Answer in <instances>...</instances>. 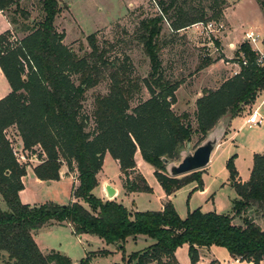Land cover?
<instances>
[{
    "label": "trees",
    "instance_id": "trees-1",
    "mask_svg": "<svg viewBox=\"0 0 264 264\" xmlns=\"http://www.w3.org/2000/svg\"><path fill=\"white\" fill-rule=\"evenodd\" d=\"M28 2L0 0V13L12 28V33L0 35V70L11 90L0 100V198L5 205L0 208V261L5 257L4 264H73L57 252L43 254L33 240V233L55 224L69 227L74 236L97 237L119 250L127 239L143 236L154 241L129 255L127 264H175L174 253L184 245L190 264L197 263L198 248L212 246L225 249L240 262H264V230L253 219L255 215L264 219V151L253 156L245 183L236 181L234 156L228 159L226 169L236 194L231 216L196 209L180 219L169 201L161 211L131 213L121 204L102 201L92 194L105 153L127 176L136 169L138 152L153 168L154 178L167 196L193 182L196 187L192 192L202 189V170L173 178L167 166L179 160L194 134L204 140L221 121L243 114L264 94V57L247 42L241 43L237 51L241 58L235 60L238 73L217 89L202 92L195 102L196 126L192 129L188 114L177 115L172 109L181 83L163 75L159 53L172 37L192 26L205 27L209 35L223 29L228 1L213 0V12L207 17L192 0H149L156 13L140 22L138 40L150 71L140 82L124 62L106 56L112 46L100 48L97 34L86 37L90 52L81 58L63 45L64 34L54 25L61 12L60 0H38L40 22L31 19L23 7ZM258 3L264 11V1ZM208 24L215 29L208 30ZM164 26L172 39L160 44ZM16 33L26 35L13 47ZM210 44L219 50L218 40L213 43L210 39ZM212 63L205 58L197 71ZM103 80L109 82L108 92L95 97L92 115L88 116L82 108L85 93ZM143 88L149 98L131 107ZM90 121L92 131L88 130ZM12 127L21 150L31 152L38 147V157H45L33 168L38 180L58 181L63 162L76 171L78 185L72 188L69 204L21 203L19 192L26 169L17 162L6 136ZM135 179L126 185L128 193L151 191L141 175ZM108 253L102 251L103 255ZM93 255L88 253L78 264H90Z\"/></svg>",
    "mask_w": 264,
    "mask_h": 264
},
{
    "label": "rangeland",
    "instance_id": "rangeland-1",
    "mask_svg": "<svg viewBox=\"0 0 264 264\" xmlns=\"http://www.w3.org/2000/svg\"><path fill=\"white\" fill-rule=\"evenodd\" d=\"M251 1L254 2L253 0ZM212 2L213 0H192L194 5L202 8L207 17L213 12L210 9L213 6ZM228 2L230 7L227 12V21L234 28L242 20L243 13L252 8V3H246L243 0H228ZM129 3L139 4L130 8V10H126ZM23 7L30 13L31 19L36 20V22L42 20L38 0H29ZM60 7L61 12L55 18L54 22L55 29L58 33L64 34L63 45L70 48L76 56L81 58L90 52L86 37L91 34H97V44L100 48L108 50V47L112 46L106 55L107 57L124 62L130 68L132 77L136 78L139 82L147 77L150 71V65L148 58L143 52L142 45L138 40V30L142 20L156 13L149 0H60ZM212 29H215V27H212ZM224 31L225 28L220 30L216 29L212 35H209L205 27L200 25L192 26L172 37L173 41L167 46H162L159 53L163 75L172 82L177 81L181 83L179 89L176 91V103L172 106V109L177 115L188 114L192 129L196 126L194 120L195 100L201 97L204 90L216 89V86L226 77L227 68L232 67L231 64L232 62H236L237 56L241 58L239 53H234L230 56V59L222 58V61H220V51L215 50L213 44L207 45L210 39L214 43L215 39L218 40L220 36H223L222 32ZM239 32L235 31L237 34ZM169 34L167 27L164 26L160 37V44H162L161 42L163 40L168 41L172 39ZM263 34L264 32L260 30V37L256 41L255 46H261ZM25 35L26 33H16L13 35V39L16 41L13 47L18 46L20 40ZM9 44L11 46V43ZM228 50L233 51V48L230 47ZM205 58L214 59V64L208 66L211 67L210 71L201 76L199 73L202 70L197 71V69ZM218 61H220L219 64H215ZM108 84L109 82L107 80H103L98 86L85 93L82 103L85 114L88 116L92 115L95 97L97 95L107 94ZM148 98L149 94L143 88L140 96L131 103V107L137 105L139 101H144ZM252 108L253 106L245 108L244 113L246 116H238L234 119L231 128V130H234V136L226 137L227 142L213 152L210 164L205 171H201L202 183L207 188L206 196L200 197L196 191L189 195L192 188L196 187V183L193 182L178 190L170 198L180 219H185L188 211L195 210L200 206L202 212H214V209H216V213L231 214L232 201L236 198V194L230 185L226 163L234 153L238 154V168L235 169L239 177L244 179L247 167H250L248 150L252 146V142H257L259 135L263 132L260 129L261 127H252L249 129L244 125L245 118L253 111ZM93 128V122L90 121L88 130L92 131ZM218 128L219 125L216 127V130ZM6 136L11 141L13 150L18 151L17 147L20 146L21 141L17 136L15 127L8 129ZM205 140L206 138L202 140L198 134H194L184 151L188 149L189 152H193ZM22 152L24 151L22 150ZM25 153L28 158H33H30L23 164L26 169V175L23 179L25 188L21 195V202L28 203L31 206H40L45 203H53L60 206L69 204L72 201L71 191L74 187L71 188V181L77 180L76 171L69 170V167L63 162L60 172L66 176L65 178L52 181L50 184L49 182L38 183L31 170L40 164V160H44L45 157H38L40 154L38 147H35L31 152L26 151ZM137 155L138 169L151 191L136 194L129 202L125 200L123 204L126 208H133L137 212H155L163 202L161 200L162 191L154 178L153 168L141 159L139 153ZM182 157L180 156L179 160L173 164H178ZM102 169L109 176L119 174L117 165L110 155H107V159L102 163ZM140 173L138 170H135L125 176L120 172L119 180L124 185L125 191L128 182L136 181L135 178ZM210 196L212 199L208 201V197ZM0 208H5L1 198ZM237 222L240 223L239 220ZM258 222L264 223V219ZM50 227L54 228L49 230V227H45V229L37 233L36 241L40 249L43 251L53 250V252H57L75 261L76 263L74 264H78L88 253H94L90 264H127L126 261L129 255L140 252L147 246L143 242H132L128 240L124 244L123 250H119L114 245L105 244L97 237H89L84 241H79L63 226L53 224ZM102 251L109 253L103 255ZM210 253L211 257L218 259V261L211 259L200 263L198 256V264H220V262L221 264H244L228 263V253L223 248L214 247ZM3 261H5V257ZM3 261L1 260L0 264H4ZM176 261V264H190L186 245L178 248ZM129 264H136V262L131 261Z\"/></svg>",
    "mask_w": 264,
    "mask_h": 264
},
{
    "label": "crops",
    "instance_id": "crops-1",
    "mask_svg": "<svg viewBox=\"0 0 264 264\" xmlns=\"http://www.w3.org/2000/svg\"><path fill=\"white\" fill-rule=\"evenodd\" d=\"M228 1V0H227ZM244 2L246 3H252V8L248 11H246L245 13H243L244 15H242V20L240 21L239 24H237L236 27H231L229 24H228V21H227V12H228V9L230 7V4L228 2V7L224 10V19H223V28H225V33L222 32L223 36H220V38H218V42H219V51L221 53L220 55V61H222V58L223 59H230V56L233 55L234 53H237L238 51V48L240 46L241 43L245 42V34L246 33H253L254 36L257 37V40L259 39V35H260V30H262V32H264V11L262 10V8L260 7V4L257 2V0H253L254 2H252L251 0H243ZM251 1V2H249ZM137 4L139 3H129L128 4V8H126V10H130V8H133L135 7ZM98 31V30H97ZM96 31V32H97ZM236 32H239V34L235 33ZM12 33V28L9 24V22L7 21L6 17L0 13V35H3L5 33ZM219 32V31H218ZM264 34H263V39H262V43H261V46L257 47L255 46L256 42L255 43H249V46L257 51L258 53L260 54H264ZM230 47L233 48V51H230L228 50ZM214 62V59L212 60ZM216 62L215 64H219V62ZM214 63H212L210 66H212ZM232 67L230 68H227L226 70V77L219 83V85L216 86V89L220 86V84L225 81L226 79L232 77L233 75L237 74L238 71H239V66L236 62H232ZM211 67H207L206 69L202 70L199 74H201V76H203L204 74L208 73L210 71ZM212 90H215V89H212ZM11 92L10 90V87L8 85V82L6 80V78L4 77L2 71L0 70V100L5 98L9 93ZM196 101V100H195ZM253 108L252 110H257L258 113L263 117V125L260 126L261 130L263 131L261 133V135H259V138L257 139V142L253 143L252 142V146L250 147V149L248 150V160H249V166L250 167H247V170H246V175L244 177V179H241L238 175V172H237V178H236V181L237 182H240V183H245L248 181L249 177L247 178V176H250V171H251V168H252V164H253V156L256 155V154H261L263 151H264V94H261L257 97L255 103L252 105ZM251 106V107H252ZM239 116H246L245 113L239 115ZM238 117V116H237ZM236 118V117H235ZM231 119V120H226V121H221L219 123V125H221L224 129V133H223V136L221 138V140L219 141V143L217 144V146L215 147L214 151L218 148V147H221L222 145H224V143H226V137L227 136H234L233 134V129L231 130L232 128V123L234 121V119ZM245 118V117H244ZM247 118V117H246ZM246 118H245V121H244V125H246ZM247 126V125H246ZM248 127V126H247ZM249 128V127H248ZM257 128V127H256ZM216 129V128H215ZM214 129V130H215ZM250 129V128H249ZM213 130V131H214ZM232 131V132H231ZM232 133V134H231ZM231 141H234V140H231ZM213 151V152H214ZM212 152V154H213ZM138 152L135 154V163H136V169L135 170H138V172L140 173L139 169H138V163H137V157H138ZM211 154V156H212ZM107 155H109L108 153H105L104 157H103V162L105 161V159H107ZM211 156H210V160H209V163L208 165L210 164V161H211ZM232 156H234V166L235 168H238V159H239V156L238 154L234 153ZM231 156V157H232ZM230 157V158H231ZM114 163L117 165V168L119 170V166H118V163L117 161L113 160ZM207 165V166H208ZM207 166L203 169L205 171V169L207 168ZM32 171V174L34 175L33 173V170ZM237 171V170H236ZM119 174H120V171H119ZM119 174L117 175H113V176H109L107 175V173H104L103 172V169L101 167V170L99 171V173L97 174V181H98V185L97 187L92 191V194L94 197L102 200V201H114L118 204H121L122 206H124V201H130L131 198H133L136 194H139V193H128L125 191V188H124V185L122 184V182L119 180ZM60 175V179L62 178H65L66 176H64V174H62L61 172L59 173ZM141 175V173H140ZM142 176V175H141ZM35 177V175H34ZM143 177V176H142ZM36 178V177H35ZM144 178V177H143ZM23 179L24 177L21 179L22 181V184H23ZM37 182L38 183H43V181H40L36 178ZM145 180V179H144ZM146 181V180H145ZM52 181L49 182V184L51 183ZM157 182V181H156ZM158 184V183H157ZM78 185V181L77 180H74L73 182L71 181V188L74 186L76 187ZM106 185H110L114 190H115V195L114 197L112 198H108L107 195H106V192H105V186ZM231 185V184H230ZM159 186V184H158ZM160 187V186H159ZM24 188H25V185L23 184V190L19 192V199L21 201V195H22V192L24 191ZM161 189V187H160ZM193 189L190 191L189 195H191L193 192ZM162 191V203L160 204V207L157 211H161L162 210V207L163 205L166 203V202H171L170 201V198L176 193H173L172 195L170 196H167L164 194L163 190L161 189ZM178 192V191H177ZM196 193L200 196V197H205L206 194H207V188L203 185L202 189L199 190V191H196ZM212 199V197H208V201ZM236 199V198H235ZM73 200V199H72ZM22 203V202H21ZM204 203H206V201H204ZM22 204H26V205H29L31 206L30 204L28 203H22ZM125 207V206H124ZM126 208V207H125ZM129 212L131 213H134V212H137L135 210H133V208H126ZM197 209H199L201 211V206L198 207ZM196 210V209H195ZM155 211V212H157ZM194 211V210H192ZM192 211H188V212H192ZM202 212V211H201ZM208 212H212V211H208ZM208 212H203V213H208ZM214 212L216 213V209H214ZM233 213V210L230 214V216L232 215ZM217 214H220V213H217ZM225 215V214H224ZM186 218V217H185ZM254 221L261 227V229L264 230V223H259L258 221H260L262 218L259 217L258 215H255L254 216ZM54 227H49V230L53 229ZM69 230V232L71 233V230L69 227H65ZM45 229V228H43ZM42 230V229H41ZM41 230L33 233V240L35 242V244L37 245L38 249L42 252V253H48V252H53V250L51 251H43L40 249V246L38 245L37 241H36V236H37V233L40 232ZM72 234V233H71ZM73 235V234H72ZM74 236V235H73ZM76 239H78L79 241H84L86 239H88L89 237H92V236H88V235H81V236H74ZM128 240H131L132 242H143L144 244H147V246L145 248H147L148 246H150L151 244L154 243V241L150 238H147V237H143V236H139L137 237V239L133 240V239H127ZM126 241V242H127ZM185 246V245H184ZM144 248V249H145ZM187 248V255H188V247L186 246ZM214 248V246L212 247H209V248H198V256H199V261L200 263H202V261H207V260H217L216 258L214 257H211V250ZM143 249V250H144ZM142 251V250H141ZM177 251L178 249L175 251L174 253V257H175V264H176V254H177ZM204 256H205V259H204ZM213 256V255H212ZM198 261V262H199ZM71 262L74 264L76 263L75 261L71 260ZM198 262L196 264H198ZM227 262L228 263H244V264H252V263H247V262H240L238 260H235L233 258H231L229 255L227 256ZM199 263V264H200ZM221 264V262H220ZM260 264H264V262H261Z\"/></svg>",
    "mask_w": 264,
    "mask_h": 264
},
{
    "label": "water",
    "instance_id": "water-1",
    "mask_svg": "<svg viewBox=\"0 0 264 264\" xmlns=\"http://www.w3.org/2000/svg\"><path fill=\"white\" fill-rule=\"evenodd\" d=\"M223 133L224 129L219 125V128L211 132L205 142L193 152L186 149L181 154L183 157L178 164L172 163L167 166L169 176L179 178L203 170L208 165L210 156L221 140ZM104 189L108 198L114 197L115 190L110 185H106Z\"/></svg>",
    "mask_w": 264,
    "mask_h": 264
},
{
    "label": "built area",
    "instance_id": "built-area-1",
    "mask_svg": "<svg viewBox=\"0 0 264 264\" xmlns=\"http://www.w3.org/2000/svg\"><path fill=\"white\" fill-rule=\"evenodd\" d=\"M208 28H212V25L211 24H208L207 25V29ZM210 30V29H209ZM245 42H249V43H255L257 41V37L254 36L253 33H246L245 34ZM255 51V50H254ZM257 52V51H256ZM260 54V53H259ZM261 57H264V54H260ZM246 125L249 127V128H252V127H260L263 125V117L258 113L257 110H253L251 114H249L246 118ZM18 151H15L13 150V154L17 160V162L21 165L25 164L26 161H28L30 158H28L26 156V151L22 152L21 150V146H18L17 147ZM33 158V157H32ZM31 158V159H32Z\"/></svg>",
    "mask_w": 264,
    "mask_h": 264
}]
</instances>
